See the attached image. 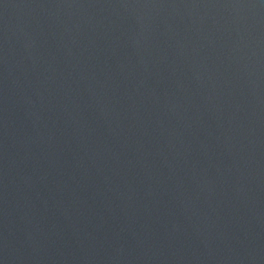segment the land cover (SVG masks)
<instances>
[{"label": "water", "instance_id": "obj_1", "mask_svg": "<svg viewBox=\"0 0 264 264\" xmlns=\"http://www.w3.org/2000/svg\"><path fill=\"white\" fill-rule=\"evenodd\" d=\"M0 264H264V0H0Z\"/></svg>", "mask_w": 264, "mask_h": 264}]
</instances>
